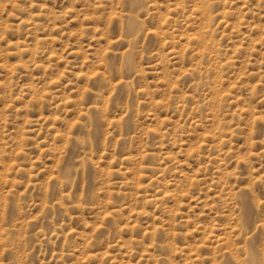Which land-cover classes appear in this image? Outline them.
Wrapping results in <instances>:
<instances>
[{
    "label": "rangeland",
    "instance_id": "374dc122",
    "mask_svg": "<svg viewBox=\"0 0 264 264\" xmlns=\"http://www.w3.org/2000/svg\"><path fill=\"white\" fill-rule=\"evenodd\" d=\"M0 264H264V0H0Z\"/></svg>",
    "mask_w": 264,
    "mask_h": 264
}]
</instances>
